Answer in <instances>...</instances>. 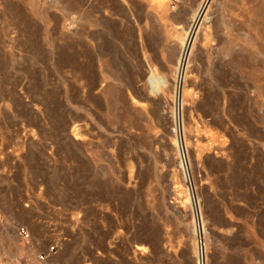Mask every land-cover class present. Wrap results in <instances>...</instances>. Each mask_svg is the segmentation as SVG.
<instances>
[{"label": "rangeland", "instance_id": "obj_1", "mask_svg": "<svg viewBox=\"0 0 264 264\" xmlns=\"http://www.w3.org/2000/svg\"><path fill=\"white\" fill-rule=\"evenodd\" d=\"M200 2L0 0V264H264V0L176 81Z\"/></svg>", "mask_w": 264, "mask_h": 264}, {"label": "bare ground", "instance_id": "obj_2", "mask_svg": "<svg viewBox=\"0 0 264 264\" xmlns=\"http://www.w3.org/2000/svg\"><path fill=\"white\" fill-rule=\"evenodd\" d=\"M208 2H209V0H201L196 11L193 14H191L192 16L188 18L189 20L187 19L188 23H187L186 27H188V30L186 32L184 46L180 52V57L178 60V67L176 69L178 71V75H175L176 81H177V79L180 78L179 75L182 74V77L184 76V72H183L184 64H185V61L188 57L189 52L191 51V48L193 47V43H194L197 31H198V29L200 30V28H199L200 24L204 19H206L205 16L207 15L206 12H207V8H208ZM171 58H174V57H171ZM153 70H154V68L147 67V71L149 72V75H150L147 82H148L149 87L157 92L158 91L157 78H156V76H154L152 74L151 71H153Z\"/></svg>", "mask_w": 264, "mask_h": 264}, {"label": "built area", "instance_id": "obj_3", "mask_svg": "<svg viewBox=\"0 0 264 264\" xmlns=\"http://www.w3.org/2000/svg\"><path fill=\"white\" fill-rule=\"evenodd\" d=\"M17 233L19 235V238L21 242L28 243L31 239L30 233L27 230V228L21 226L17 229ZM57 250V245H51L47 247V249L44 252L37 253L27 264H47L48 257L55 253ZM197 264H205L204 262V254L201 252L200 256L197 260Z\"/></svg>", "mask_w": 264, "mask_h": 264}]
</instances>
